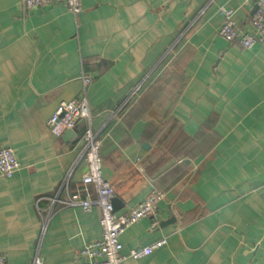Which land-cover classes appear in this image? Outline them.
<instances>
[{
	"label": "crops",
	"instance_id": "obj_1",
	"mask_svg": "<svg viewBox=\"0 0 264 264\" xmlns=\"http://www.w3.org/2000/svg\"><path fill=\"white\" fill-rule=\"evenodd\" d=\"M26 11L0 0V150L20 168L0 176L4 264H80L101 237L100 210L50 207L71 172L82 188L84 124L54 137L60 102L89 89L102 176L127 214L150 190L152 217L127 228L121 254L164 239L121 264H264V44L250 50L218 35L222 8L249 31L242 0H81ZM92 197H95L90 188ZM66 195L61 193V198ZM39 203H37V201ZM154 227H152V225Z\"/></svg>",
	"mask_w": 264,
	"mask_h": 264
},
{
	"label": "built area",
	"instance_id": "obj_2",
	"mask_svg": "<svg viewBox=\"0 0 264 264\" xmlns=\"http://www.w3.org/2000/svg\"><path fill=\"white\" fill-rule=\"evenodd\" d=\"M242 1L243 4L254 3L256 6V10L250 18L249 31H239L232 19L234 11L222 8L220 13L223 17V23L219 28L218 35L228 43H235L243 49L250 50L257 45L264 44V0ZM57 2L63 3L75 20L82 11L81 0H21L26 11L39 9ZM80 80L82 89L79 98L71 102H60L49 118L47 126L52 136L60 137L67 131L74 130L79 123L84 124L85 130L82 137L84 150L81 158L86 164L87 171L81 179L82 188L73 193L68 190L71 172L68 173L62 181L58 193L53 198L48 199L49 204L51 208L58 206L63 209L80 208L83 211H89L91 208L97 207L100 210L101 237L97 241L86 243L80 249L77 255L80 264H121L125 259L138 260L163 247L166 241L164 239L159 240L145 248L131 250L128 255L124 256L121 254L122 245L119 238L130 226L142 219L152 217L158 204L164 200V194L152 189L127 214H115L113 211V189L102 176L100 141L98 135L91 129L88 99L92 78L82 74ZM19 168L20 165L13 150L2 148L0 150V176L4 179H10ZM90 188L93 189L95 197H92ZM64 191L66 195L61 198V193ZM4 263V257L0 256V264ZM31 264H43L38 249Z\"/></svg>",
	"mask_w": 264,
	"mask_h": 264
},
{
	"label": "water",
	"instance_id": "obj_3",
	"mask_svg": "<svg viewBox=\"0 0 264 264\" xmlns=\"http://www.w3.org/2000/svg\"><path fill=\"white\" fill-rule=\"evenodd\" d=\"M67 132H69V131H67ZM70 132H72V130L70 131ZM117 200L116 199H113V211L115 212V209H116V206H117Z\"/></svg>",
	"mask_w": 264,
	"mask_h": 264
}]
</instances>
